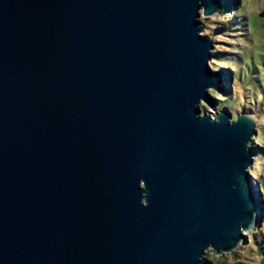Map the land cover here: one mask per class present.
Instances as JSON below:
<instances>
[{
	"label": "water",
	"instance_id": "obj_1",
	"mask_svg": "<svg viewBox=\"0 0 264 264\" xmlns=\"http://www.w3.org/2000/svg\"><path fill=\"white\" fill-rule=\"evenodd\" d=\"M202 12L220 0H0V264H211L248 242L259 130L201 109L220 88Z\"/></svg>",
	"mask_w": 264,
	"mask_h": 264
},
{
	"label": "rangeland",
	"instance_id": "obj_2",
	"mask_svg": "<svg viewBox=\"0 0 264 264\" xmlns=\"http://www.w3.org/2000/svg\"><path fill=\"white\" fill-rule=\"evenodd\" d=\"M226 1L220 0L219 14L204 16L202 12L200 16L203 35L214 43L209 64L220 82L217 92L209 88L215 108L205 101L200 105L203 112L213 114L229 109L233 119L243 111L255 117L260 133L250 143L255 152L250 173L254 183L259 182V220L249 230L247 243L220 255L210 247L205 255L211 264H260L264 254V0H228L230 7L223 12L221 6Z\"/></svg>",
	"mask_w": 264,
	"mask_h": 264
},
{
	"label": "trees",
	"instance_id": "obj_3",
	"mask_svg": "<svg viewBox=\"0 0 264 264\" xmlns=\"http://www.w3.org/2000/svg\"><path fill=\"white\" fill-rule=\"evenodd\" d=\"M229 7H230V3H229V1L227 0L226 2H224V3L222 4L221 9H222L223 12H226V11L229 9ZM259 133H260V132H258V135H259ZM253 237L256 238L255 235H253ZM217 264H226V263H225V261H222V262L217 263Z\"/></svg>",
	"mask_w": 264,
	"mask_h": 264
},
{
	"label": "bare ground",
	"instance_id": "obj_4",
	"mask_svg": "<svg viewBox=\"0 0 264 264\" xmlns=\"http://www.w3.org/2000/svg\"><path fill=\"white\" fill-rule=\"evenodd\" d=\"M254 153H255V152H254ZM253 186L256 187V184L254 183V181H253ZM257 199H258V203H259V206H260V201H259L258 195H257ZM259 206H258V207H259ZM248 232H249V231H248ZM248 232H247V233H248Z\"/></svg>",
	"mask_w": 264,
	"mask_h": 264
}]
</instances>
